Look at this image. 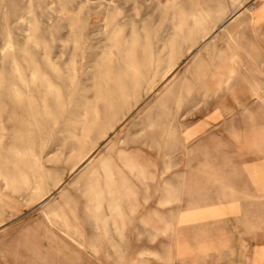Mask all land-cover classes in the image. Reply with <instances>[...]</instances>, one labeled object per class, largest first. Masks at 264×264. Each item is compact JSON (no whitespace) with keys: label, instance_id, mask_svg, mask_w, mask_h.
I'll return each mask as SVG.
<instances>
[{"label":"rangeland","instance_id":"obj_1","mask_svg":"<svg viewBox=\"0 0 264 264\" xmlns=\"http://www.w3.org/2000/svg\"><path fill=\"white\" fill-rule=\"evenodd\" d=\"M260 1L0 0V264H209L217 207L264 228Z\"/></svg>","mask_w":264,"mask_h":264},{"label":"crops","instance_id":"obj_2","mask_svg":"<svg viewBox=\"0 0 264 264\" xmlns=\"http://www.w3.org/2000/svg\"><path fill=\"white\" fill-rule=\"evenodd\" d=\"M243 16L248 18V28L246 39L248 44L256 46V51L262 54L263 57L261 61H256V74L255 78L251 77L247 81V93L245 97L241 98L242 101H252L260 100L264 102V0H261L254 7V13L252 15H240L239 22L242 21ZM255 44V45H253ZM259 96V97H255ZM255 149H263V145H256ZM256 179L260 183L263 181V166L264 160L256 161ZM259 192L263 196L262 188H259ZM217 214H230L228 217H223L225 220H229L231 226L230 238L231 245L234 247L233 251L228 257H224V261L219 259V256L212 250L208 254L209 264H220L219 262H224L225 264H264V239H263V224L261 225L256 222L255 233L251 234L250 238L242 232V218L241 214L245 213L243 207H217L215 209ZM201 212V211H199ZM210 213V209L208 210ZM262 214V209L259 210ZM221 218V216L219 217ZM239 220V221H237Z\"/></svg>","mask_w":264,"mask_h":264}]
</instances>
